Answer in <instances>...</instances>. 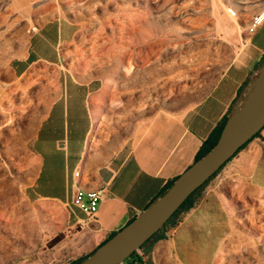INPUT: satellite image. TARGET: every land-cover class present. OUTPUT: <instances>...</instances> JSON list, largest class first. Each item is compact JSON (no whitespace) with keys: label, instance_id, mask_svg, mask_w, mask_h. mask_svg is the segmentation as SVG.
I'll return each mask as SVG.
<instances>
[{"label":"rangeland","instance_id":"obj_1","mask_svg":"<svg viewBox=\"0 0 264 264\" xmlns=\"http://www.w3.org/2000/svg\"><path fill=\"white\" fill-rule=\"evenodd\" d=\"M256 15L264 19V0H0V264H66L74 255L80 228L69 227L67 207L25 197L36 167L29 141L60 77L101 88L91 160L106 144L114 150L115 139L122 144L136 121L170 108L162 104L177 100L186 110L197 102L249 38ZM52 22L68 36L58 62L11 74V60ZM85 175L99 177L93 169ZM233 185L222 195L233 225L219 262L264 264V193L252 197Z\"/></svg>","mask_w":264,"mask_h":264},{"label":"crops","instance_id":"obj_2","mask_svg":"<svg viewBox=\"0 0 264 264\" xmlns=\"http://www.w3.org/2000/svg\"><path fill=\"white\" fill-rule=\"evenodd\" d=\"M65 26L52 22L33 34L9 70L21 77L31 69L45 70L58 62V47L66 42ZM264 72V19L249 38L233 48L227 65L217 72L206 93L186 110L172 100L129 128L115 149L106 144L89 159L91 133L101 88L96 80L60 77V90L44 100L29 150L36 162L25 197L31 202H55L67 207L69 227L85 220L70 206L80 169L79 186L93 189L100 177L85 175L106 168L111 177L94 219L73 236L74 255L66 264L85 259L124 225L161 197L195 163L207 140L213 141L240 110ZM217 140V142H218ZM216 142V143H217ZM236 188L243 194L264 193V128L235 158L194 195V202L177 218L160 226L142 247L120 264H220V249L232 232V217L222 195Z\"/></svg>","mask_w":264,"mask_h":264},{"label":"water","instance_id":"obj_3","mask_svg":"<svg viewBox=\"0 0 264 264\" xmlns=\"http://www.w3.org/2000/svg\"><path fill=\"white\" fill-rule=\"evenodd\" d=\"M264 72L247 96L242 108L264 86ZM241 108V109H242ZM264 128V101L238 123L232 120L218 142L203 157L187 168L172 186L145 211L124 225L78 264H120L139 249L157 229L166 223L184 201L210 180L239 148ZM98 175L107 183L111 173L102 168Z\"/></svg>","mask_w":264,"mask_h":264},{"label":"built area","instance_id":"obj_4","mask_svg":"<svg viewBox=\"0 0 264 264\" xmlns=\"http://www.w3.org/2000/svg\"><path fill=\"white\" fill-rule=\"evenodd\" d=\"M226 13L231 17L237 16V12L232 7H228L226 9ZM261 22L262 20L260 19V15H256L252 19H250L246 27L248 35H252ZM80 176V169L74 171L72 174V177L76 180V187L72 195L70 206L78 210L85 216V220H81L77 223L78 227L82 228L88 225L89 220L94 219L99 205L104 198L106 187L105 183L102 182L98 183L93 189L86 191L79 186ZM136 251H138V249ZM136 251H134L133 253H135ZM134 264H139V262L135 260Z\"/></svg>","mask_w":264,"mask_h":264},{"label":"trees","instance_id":"obj_5","mask_svg":"<svg viewBox=\"0 0 264 264\" xmlns=\"http://www.w3.org/2000/svg\"><path fill=\"white\" fill-rule=\"evenodd\" d=\"M261 132V131H260ZM260 132H258L255 136H253L252 138H251V140L252 139H254V138H256V137H259V135H260ZM218 137H219V135L213 140V141H210V140H207V141H205L204 143H203V145L201 146V148H200V150H199V152L197 153V157H196V160H195V162L196 161H198L201 157H203L208 151H210L211 150V148L216 144V142H217V140H218ZM251 140H249L248 142H246L245 144H243L240 148H239V150L236 152V154L237 153H239ZM236 154H234V156L232 157V158H230L226 163H228L231 159H233L234 157H235V155ZM224 166H222V168H223ZM221 168V169H222ZM218 173V172H217ZM216 173V174H217ZM215 174V175H216ZM214 175V176H215ZM213 176V177H214ZM209 181V180H208ZM207 181V182H208ZM206 182V183H207ZM205 183V184H206ZM204 184V185H205ZM201 188V187H200ZM200 188H198L194 193H192L185 201H184V203L178 208V210L172 215V217L166 222V223H164V224H168V223H172L176 218H177V216L182 212V211H184V210H187L191 205H192V203L194 202V195L196 194V192L200 189ZM132 221V220H131ZM130 221V222H131ZM163 224V225H164ZM152 237H154V234L150 237V238H152ZM149 238V239H150ZM148 239V240H149ZM147 240V241H148ZM146 241V242H147ZM145 242V243H146ZM145 243H143L142 244V246L145 244ZM141 246V247H142ZM84 260V259H83ZM82 260H80V261H78V262H76L75 264H78L79 262H81ZM133 264V263H132Z\"/></svg>","mask_w":264,"mask_h":264},{"label":"bare ground","instance_id":"obj_6","mask_svg":"<svg viewBox=\"0 0 264 264\" xmlns=\"http://www.w3.org/2000/svg\"><path fill=\"white\" fill-rule=\"evenodd\" d=\"M262 84H264V79L262 81ZM263 101H264V86L256 93L255 97L253 98V100L250 103H248L244 108L238 110V112L235 113L234 117L232 118L233 124L240 122L245 115H247L248 113H250L257 105H259ZM248 221L252 225L254 224L253 223L254 222L253 220H248ZM258 230L260 231L259 233H261V235L264 236V223H262V224H260L258 226Z\"/></svg>","mask_w":264,"mask_h":264}]
</instances>
